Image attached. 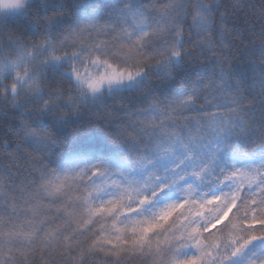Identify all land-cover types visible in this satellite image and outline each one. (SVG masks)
I'll return each instance as SVG.
<instances>
[{
    "label": "clouds",
    "instance_id": "clouds-1",
    "mask_svg": "<svg viewBox=\"0 0 264 264\" xmlns=\"http://www.w3.org/2000/svg\"><path fill=\"white\" fill-rule=\"evenodd\" d=\"M249 172L264 180V0H0V264H169L167 246L89 251L86 196L133 217L184 201L153 242L183 234L191 256L213 223L209 264H264V240L233 258L247 201L218 222L208 202Z\"/></svg>",
    "mask_w": 264,
    "mask_h": 264
},
{
    "label": "snow or ice",
    "instance_id": "snow-or-ice-1",
    "mask_svg": "<svg viewBox=\"0 0 264 264\" xmlns=\"http://www.w3.org/2000/svg\"><path fill=\"white\" fill-rule=\"evenodd\" d=\"M119 73H110L107 79H115ZM105 77H101L104 79ZM90 87H98L99 82L93 80ZM64 188L63 182L58 185H53L48 190L49 195L61 193ZM105 185H97L94 191L99 194L103 192ZM163 190V189H161ZM247 191V195L245 192ZM155 195V193H153ZM148 197L144 196L141 199V203L147 202ZM224 202V209L222 215L216 217V221L224 220L225 217L230 218L232 212L242 203L247 201V207L245 208L244 215L246 217L244 224L250 230L247 238L239 239L236 242L233 258L235 254L240 252V249H247L253 243L258 240H264V180L260 179L258 174L245 173L239 188H234L229 193H223L218 196H212L208 202L221 201ZM83 203L87 205V218L83 220V223L79 225L81 231H84L88 226L92 225L97 217L101 218L103 223H100L93 232L98 234L94 235L89 244V251H98L108 255L119 256L122 252L129 248L138 249L143 251L145 248L154 255H160L162 250L167 246V250L170 252L169 264H209L208 257L212 255L211 249L202 243L201 239L195 235L197 231L209 232L214 231L215 227L213 223H209L202 229L193 228L191 233L187 235V240L191 241V246L197 250L196 254L191 256L180 257L179 252L183 247H187L188 244H180L178 241L184 240L183 234L176 236L174 239L165 237L161 240L158 236L155 242L152 237L165 227L170 218L176 213L186 207L184 201L173 202L165 205L158 212L151 216L133 217L131 213L139 211L137 208L125 209L121 200L109 202L107 204L101 203L99 206H93L94 202L89 199L88 196L84 198ZM199 204V201H197ZM204 207V205H200ZM120 209L118 212L117 210ZM65 215L72 217L75 215L73 210H65ZM121 215H128V219L121 221L119 217ZM109 217H114L108 222ZM67 240L68 237H65ZM73 243H78L74 241ZM261 252H264V246L260 248Z\"/></svg>",
    "mask_w": 264,
    "mask_h": 264
}]
</instances>
